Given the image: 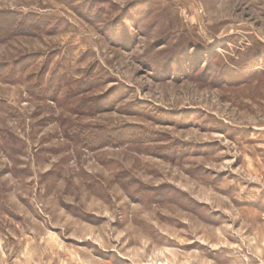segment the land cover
<instances>
[{"label":"rangeland","instance_id":"374dc122","mask_svg":"<svg viewBox=\"0 0 264 264\" xmlns=\"http://www.w3.org/2000/svg\"><path fill=\"white\" fill-rule=\"evenodd\" d=\"M0 13V264H264V0Z\"/></svg>","mask_w":264,"mask_h":264},{"label":"trees","instance_id":"16d2710c","mask_svg":"<svg viewBox=\"0 0 264 264\" xmlns=\"http://www.w3.org/2000/svg\"><path fill=\"white\" fill-rule=\"evenodd\" d=\"M0 15L4 16L3 13H0ZM1 29H5L4 27H2ZM0 29V30H1ZM6 31H11V30H6Z\"/></svg>","mask_w":264,"mask_h":264}]
</instances>
